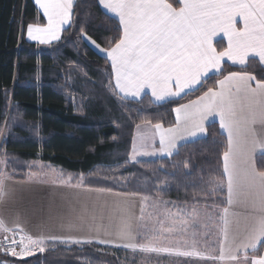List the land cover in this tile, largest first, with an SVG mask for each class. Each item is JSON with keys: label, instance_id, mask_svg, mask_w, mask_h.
<instances>
[{"label": "trees", "instance_id": "16d2710c", "mask_svg": "<svg viewBox=\"0 0 264 264\" xmlns=\"http://www.w3.org/2000/svg\"><path fill=\"white\" fill-rule=\"evenodd\" d=\"M169 2L179 8L177 1ZM73 12L75 24L63 32L59 43L36 46L27 41L26 27L46 23L33 0H0V159L6 161L10 178L25 183L42 171L58 170L72 185L83 180L85 189L161 200L178 209L226 207L227 144L217 124L207 128L204 140L182 146L169 159L131 164L134 132L143 124L173 127L175 107L209 88L216 90L218 81L233 72L260 79L264 68L255 60L245 68L225 65L199 91L162 105L148 96L127 101L114 90L108 61L83 40L90 38L108 51L120 35V25L101 10L98 0H76ZM126 255L95 245H56L6 262L123 264Z\"/></svg>", "mask_w": 264, "mask_h": 264}, {"label": "snow or ice", "instance_id": "6c2138e0", "mask_svg": "<svg viewBox=\"0 0 264 264\" xmlns=\"http://www.w3.org/2000/svg\"><path fill=\"white\" fill-rule=\"evenodd\" d=\"M35 3L43 10L47 23L27 25V39L40 45L60 41L65 28L75 24L73 0H35ZM98 3L120 25L117 30L120 35L113 39L114 47L105 55L111 62L114 90L121 99L142 95H151L154 102L184 99L192 91H199L197 86L210 73H221L225 60L246 65L249 57H254L264 64V0H182L178 9L168 0H98ZM217 37L226 39V47L221 51L216 48ZM87 39L99 51H105L94 40ZM174 112L175 126L165 129L156 124L150 142L141 137L139 147H133L132 158L171 156L180 141L204 134L209 118L218 120L226 133L223 176L227 206L221 210L223 227L217 253L210 255L198 250L195 239L183 247L156 245L157 230L144 222L143 210L136 216L131 202L124 209L114 238L95 242L138 248L144 253L198 258L213 264H230L243 254L246 264H264V255H256L258 250L264 252V75L257 79L233 72L218 81L217 90L207 89L197 99L175 107ZM157 136L159 148L155 147ZM216 188L224 190L219 184ZM233 206L248 209L236 229L229 227L237 216L230 212ZM0 231H9L3 222ZM28 239L37 247L43 242ZM61 242L91 244L93 238L67 237ZM34 250L25 245L22 252L13 254L24 257Z\"/></svg>", "mask_w": 264, "mask_h": 264}, {"label": "crops", "instance_id": "0c3cea01", "mask_svg": "<svg viewBox=\"0 0 264 264\" xmlns=\"http://www.w3.org/2000/svg\"><path fill=\"white\" fill-rule=\"evenodd\" d=\"M175 1L178 2L180 7L182 4V0ZM33 2L37 8L39 15L45 20V23H47V18L43 15V10L35 3V0H33ZM75 3L76 0H73V7ZM99 6L106 15L118 22V19L114 15L109 13L101 5ZM238 26H240L239 23ZM67 29L68 27L65 28V30ZM63 32L61 34V39ZM83 40L86 45L91 48L97 55L107 60L111 67V62L105 55L107 51H99L95 46H93V44L89 42L86 37H84ZM27 41L30 44L45 47L52 46L60 42L54 41L51 45H40L36 41H29L28 39ZM224 47H226V39L217 37V51L223 50ZM250 60L257 61L264 68V64H261L259 62V58L249 57V61ZM225 65L233 68H245L247 66V64H232L230 61L225 60L222 62L221 73L223 72ZM221 73L215 75L210 73L209 77L206 78V80L213 76H218ZM113 83L115 87L114 76ZM200 87L201 85L197 86L198 89ZM193 92L195 91H192V93ZM146 96L150 97L155 105H162L170 101L180 100V98H176L169 101L154 102V98L151 95H142L139 98H127L124 100L138 102ZM212 124H217L220 133L226 137V133H224L220 128L218 120L209 118V121H207L205 124V133L200 134L196 138L189 139L187 141H180L177 144L176 150L171 156H136L135 159H133L132 149L134 146L139 147L141 137L145 138V142H150V138L155 132V126L148 124L140 125L139 127H136L134 132L131 144L130 163L136 164L139 162L169 159L173 157L182 146L204 140L207 137V128ZM155 147L159 148L158 136L155 139ZM36 175L42 176V173ZM117 195L118 194L104 191L85 189L81 186L72 184H57V182L52 184L43 181L32 182L31 179L25 183L17 182L11 179L10 176L6 173L0 176V222H3L4 225L9 229V231H0V239H3L7 235L15 233L21 235L23 239V250L25 245L35 249L32 255H28V258L33 257L37 254L44 253L48 250L49 247L56 245L65 247L95 245L111 249H128L123 247L122 245L117 246L116 244H99L95 242L98 239L114 238V234L120 225L124 209L127 206V201L121 199L137 198L118 195L120 198L117 199ZM247 211L248 209L244 208L243 206H233L232 208H230L231 213L237 214V216L233 218V224H235V227H239L242 224L243 216L247 213ZM70 223H73L76 226L69 228L68 225ZM93 228H95V231L93 230ZM67 237H75L81 239L90 237L93 238V243H62L61 239ZM28 238H31L32 240H42L43 242L39 245V247H37L30 244ZM39 248H43L44 250L40 251ZM256 255L257 257H259L260 255H264V252H260L258 250ZM251 256L252 253L251 251H249V259L251 258ZM230 264H246L244 255L240 254L238 259L236 261L230 262Z\"/></svg>", "mask_w": 264, "mask_h": 264}, {"label": "rangeland", "instance_id": "374dc122", "mask_svg": "<svg viewBox=\"0 0 264 264\" xmlns=\"http://www.w3.org/2000/svg\"><path fill=\"white\" fill-rule=\"evenodd\" d=\"M1 146V143H0ZM0 161H5L0 159ZM39 167L42 166L37 163ZM36 164V165H37ZM6 165L0 164V174H6ZM1 176V175H0ZM31 181H43L46 183H56L62 185L73 184L71 179L62 177L61 172L53 170L49 173L42 171V176L33 175ZM78 186L83 185V180L79 181ZM117 199L120 197L117 195ZM131 202L133 211L136 216H139L141 210L144 214V222L158 232L154 243L163 246H179L190 245L192 240L197 241L196 247L198 250L205 251L207 254H216L219 248V239L223 220L221 209L218 208H201V209H178L169 203L161 200H148L141 198L121 199ZM126 204V205H127ZM125 205V206H126ZM211 218V219H209ZM230 229H236L232 222L229 225ZM115 250L125 251L126 256L122 258L123 264H213L212 261L199 260L198 258H186L169 256L167 254L144 253L137 248ZM16 260L27 259L28 255L20 257L16 255ZM30 258V257H29Z\"/></svg>", "mask_w": 264, "mask_h": 264}, {"label": "built area", "instance_id": "2783aa9c", "mask_svg": "<svg viewBox=\"0 0 264 264\" xmlns=\"http://www.w3.org/2000/svg\"><path fill=\"white\" fill-rule=\"evenodd\" d=\"M23 241L21 235L15 233L10 234L0 239V264H8L6 260L8 258L15 257V253H20L23 251Z\"/></svg>", "mask_w": 264, "mask_h": 264}]
</instances>
